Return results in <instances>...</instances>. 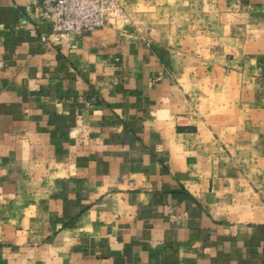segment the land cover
Wrapping results in <instances>:
<instances>
[{"label":"crops","instance_id":"0c3cea01","mask_svg":"<svg viewBox=\"0 0 264 264\" xmlns=\"http://www.w3.org/2000/svg\"><path fill=\"white\" fill-rule=\"evenodd\" d=\"M37 1L0 0V186L38 187L3 195L31 219L0 264H264V129L189 122L158 51L55 35Z\"/></svg>","mask_w":264,"mask_h":264},{"label":"rangeland","instance_id":"374dc122","mask_svg":"<svg viewBox=\"0 0 264 264\" xmlns=\"http://www.w3.org/2000/svg\"><path fill=\"white\" fill-rule=\"evenodd\" d=\"M118 2L122 17L105 30L131 34L158 51L173 82L183 88L189 102V122L203 120L222 126L220 129L235 125L242 131L246 126L255 136L264 129V0ZM1 96L3 140L5 128L11 126V109ZM256 157L254 154L253 162ZM37 188L24 184L7 191L0 186V240L9 241L8 231L26 229L31 219L27 218L25 202H8L3 195L35 193Z\"/></svg>","mask_w":264,"mask_h":264},{"label":"built area","instance_id":"2783aa9c","mask_svg":"<svg viewBox=\"0 0 264 264\" xmlns=\"http://www.w3.org/2000/svg\"><path fill=\"white\" fill-rule=\"evenodd\" d=\"M34 10L53 33L76 36L112 26L122 17L118 0H39Z\"/></svg>","mask_w":264,"mask_h":264}]
</instances>
